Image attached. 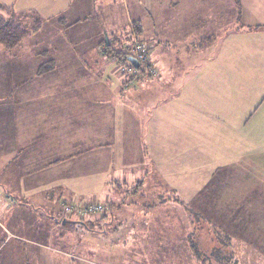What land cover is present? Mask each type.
I'll list each match as a JSON object with an SVG mask.
<instances>
[{"label": "crops", "instance_id": "crops-1", "mask_svg": "<svg viewBox=\"0 0 264 264\" xmlns=\"http://www.w3.org/2000/svg\"><path fill=\"white\" fill-rule=\"evenodd\" d=\"M118 3L124 8L121 10V16H117L116 12ZM81 5L88 12L89 19L107 25L105 29L103 27V32L101 29L96 31L93 38H89L85 44L82 43V39L87 41L85 34L81 35L80 39L74 37L72 42L66 35H59L70 27H78L80 19L76 17L75 12ZM18 6L21 7L20 12L17 11ZM7 12L16 16H32L33 18L29 19L31 23L35 19L39 22V27L34 32L39 33L44 29L48 34L55 31L59 35V42L51 49L47 45L36 51L35 64L25 61L24 49L20 53L24 56L21 58L16 56L19 54L18 50L14 54L13 50H0V186L4 190V194H0V205H5L4 202L10 200L12 195V205L15 207L26 196L34 198L37 195L36 190L39 189H42L40 195L46 200L43 203L44 209H39H42V212L45 210L44 214L48 215L57 207L55 201L58 198H71V195L84 197V194L92 193L86 197L99 201L96 194H99L100 183L109 175L106 168L110 166L116 169L110 180L115 182L114 185L122 183L121 178H124L125 172L134 167L130 157L134 147L137 148L134 153L136 152L138 162L140 154L146 157V153L140 150L141 144L148 145L149 159L157 167L156 156L166 160L172 156L169 151L172 146L183 150V146L192 145L183 136L188 134L185 121L193 119V115L184 112H155L142 122L140 107L135 106V103H139V98L134 100V96L122 93L112 103L105 94V86L108 83L113 86V81L102 73L103 64L109 61L104 63L101 57L114 54L115 50L113 52L112 48L119 43L118 30L128 26L131 37L135 40L133 43L151 39L154 45L155 42L160 44V47L153 46L152 49L151 58L157 68V74L148 77L150 79L161 73V78L166 83L178 80L181 87L186 80L187 71L199 66V75L202 77L200 82L205 84L204 87L209 93V90L213 89L211 81H215V76L224 69L227 75L225 98L221 100L218 97L213 101L198 99V105L204 108L200 114L209 118V125L217 129L209 130L213 137H216V154L210 155L209 150L202 148L201 144L209 145L208 137H203V143L199 140L198 147L193 149L195 155L196 152L207 153V157L202 160V163L206 162L203 166L214 165L215 162L219 164L218 168L211 172L213 178L202 181L200 190L192 197V202L184 201L185 208L182 207L181 214L167 204L158 209L143 211L138 207L134 208L135 203L125 202L130 193L145 187L148 181L144 175L135 185L129 186V191L125 189V185L116 186L115 189L112 186V199H105V210L100 213L99 220L93 215L87 221L89 223L95 219L92 223L99 227L97 230L92 226L84 229L95 232L104 239L108 235L114 237L121 229L128 228L131 242H124L126 239H123V242H107L110 248L113 243L115 249H119L116 250L117 253H123L109 256L108 260L100 262L201 264V257L188 253L172 255L168 248L165 256L157 257L151 253V247L157 246L158 242H146L149 241L147 228L155 231L157 225H166L169 230L179 233L181 242L177 243V247H189L188 233L185 236L184 234L188 231L187 217L194 214L195 219H192L197 227L200 224L201 228L206 230L211 228L220 231L230 240L229 248L233 249L235 254L239 255L240 251H235L234 248L247 247L246 250L253 251L255 263L264 264V251H260V242H235L228 230V226H231L234 231L247 234L252 223H259L261 226L264 221V198L253 200V204L261 203L263 208L253 205L251 210L243 212L238 207H228V204H233L237 194L231 199L232 194L223 191L224 182L219 175L220 166H229V163H226L233 158L236 148H231L230 144L231 138L233 144L235 140L233 129L231 133L230 128H235L236 116L235 84L231 86L229 82L231 72L236 69L234 37L248 41L244 62L245 68L252 72L251 84L264 83V0H0V14L6 16ZM145 29L147 35L144 39H138L137 35L142 34ZM216 30L225 35L227 45L214 49V57L205 63V45L211 44L212 38L215 37L213 32ZM104 32H107L110 46L108 53L103 50L106 34ZM121 48L123 49V46ZM220 57L224 61H221ZM48 63L51 64V69L40 73L39 68ZM114 71L116 68H113ZM103 72H106L104 68ZM251 103L255 107L250 114V127L254 128L261 120L264 121V95L260 99L253 98ZM161 124H165V128H160ZM247 131L248 134L253 133L252 129ZM143 133L147 135L145 143L141 142ZM210 156L216 160H210ZM78 180L86 181L74 189L73 185ZM216 182L217 187L214 190ZM121 194L126 195V198L120 204ZM256 194L258 196V193ZM198 195L200 201H196ZM187 205H190V208ZM223 205H227L228 209H224ZM108 211L111 212V222L106 221L105 214ZM92 217L94 218L91 219ZM48 219L51 223L50 231H55L65 224L60 223L56 214L49 215ZM261 238L264 245V228ZM46 240L57 242H52L53 246L44 242L45 249L70 256L67 252L59 250L58 245L64 243L61 242L62 238H56L52 232V236L49 235ZM74 246L76 247V243ZM83 249V264H101L93 258L98 255L96 251L101 255L105 254L103 244L100 249L94 246H84ZM72 251H76V248ZM240 256L242 258L235 264H251V255L238 257ZM2 263H5L4 259Z\"/></svg>", "mask_w": 264, "mask_h": 264}, {"label": "rangeland", "instance_id": "rangeland-1", "mask_svg": "<svg viewBox=\"0 0 264 264\" xmlns=\"http://www.w3.org/2000/svg\"><path fill=\"white\" fill-rule=\"evenodd\" d=\"M20 8L21 7L18 6V12H20ZM123 9L124 8L118 3V8L116 9L117 16H121V10ZM75 15L80 19L78 27H70V29H67L66 32L70 34L64 31L59 33L62 37L66 35L67 39H70V42L73 41L72 39L74 37L80 39L81 35L85 34L87 41L82 39V43L85 44V42H88L89 38H93L96 31L98 32V30L101 29V32H103V27L104 29L107 27L106 24L98 20L89 19L88 12L83 5L77 8ZM104 33H106L104 34L105 41L107 32ZM213 33H215V37L212 38L211 44L205 45V55H203L205 63L208 62L210 58L212 59L214 57L212 55L214 49L216 50L220 46L227 45L225 35L220 33V30H216V32ZM131 34L130 27L126 26L125 28H120L117 38L119 43L112 49L115 51L117 50V52L127 51L132 56V45L135 40L131 37ZM59 35L55 31L47 34L44 29L39 33L34 32L27 38L22 39L15 46L13 54L18 50L17 52L19 54L16 56L19 58L24 57L22 54V56L20 55L22 49H24L26 51L25 61L29 64H35V52L47 45L50 49L56 46L59 42ZM146 35L147 31L145 29L143 33L138 34L137 37L141 39ZM234 38H236L233 47L236 50L234 54L236 69L235 72H231L229 82L231 86L235 84L234 100L236 116L235 128H232V126L230 128L231 133L233 129L235 140L233 144V138H231L230 144L231 148H236H234L233 151V158L231 157L232 159L226 163H229V166L223 167V164L220 166L219 175L224 182V187H222L223 184L221 185L224 189L223 191L226 190V193L232 194L230 196L231 199H234V195L237 194L233 204H228V207L234 209L238 207L240 211L243 210L244 212V210H251L253 205L263 208V204H253V200L264 198V121L261 120L258 126L251 128L252 119L250 114H252L255 107L252 106L251 103L253 98L259 97L260 99L261 96L264 95V87H257V85L264 86V83H257V85L251 84L252 72L245 68L244 62V55L246 54L245 48L248 41H244V38H238L237 36ZM144 41L151 46V53L153 46H156V48L160 47L158 42H155L154 45V41L151 39H145ZM122 46L123 49L121 48ZM101 59L104 63L109 61V63L103 64L102 73L113 81V86H110V83L105 86V94L112 103H114L116 98L122 93L126 96H134V100L139 98V103H135V106L140 107L141 116L143 118L142 122H144V118L155 112H170L171 114L175 112H184L193 115L194 118L185 121V126L188 127V134L183 136L186 137L187 141H190L192 145L188 144L187 147L183 146V150L178 149L176 146H172V148L169 149V151L172 152V156L166 160H161L156 156L155 161L157 167L154 165V162L152 163L149 159V148L148 145L144 146V144H141L140 150L146 153V157H142L140 154L138 161L140 163L136 162V152L134 153V151H136L137 148L134 147L132 149L130 157L132 158L131 163L134 167L130 171L125 172L124 178H121L123 180L122 183L114 185L115 182L112 181V184L110 181L112 180L111 176L115 175L116 169L110 166L107 167L106 171L109 172V175L103 179V183H100L101 186L99 185V194H96V198L99 200L98 202L104 205L106 198L107 201L108 198L112 199L114 192L111 189L112 186H114L115 189L116 186L123 187V185H125V189L129 191V186L135 185L136 181L144 175L148 181L146 185H148H145L141 190H135L130 193L125 202L135 203L134 208L138 207L139 210L143 211L154 210V208L158 209L164 206V204H167L168 206L171 205L181 214L182 207L185 208L184 201H186V203H191L195 192L200 190L202 181L212 179L213 176L211 172L218 168L219 162H215L214 165L203 166L202 164H206V162L202 163V160L207 157V153L202 151L198 154L195 151L197 157L193 149L198 147L199 140L203 143L205 141L203 137H208L207 141L210 142V146L201 144L202 148L209 150L210 155L216 154V144H214L216 137H213L210 131H212L213 128L215 130L217 129L209 125V118L200 114L203 112L204 108L198 105V99L203 98L205 101H213L218 97H220L221 100L225 98L227 94L225 76L227 75L223 71L224 69H221L222 71L220 70L221 72L215 76V81H211L213 89L209 90L210 92L208 93L204 87L205 84L200 82L202 77L199 75L201 72L199 66L187 71L186 80L181 87H179L180 84L178 80H174L172 83H166L161 78V73L152 77V79L148 77L138 80L132 77L129 78L128 75H130V73L128 69L130 62H120L121 66H116L117 60L114 61L111 59L110 55L101 57ZM220 60L224 61L221 57ZM149 66L153 69V76L156 75L157 68L152 63L151 56L149 59ZM103 68L106 72H103ZM113 68H116V71L113 72ZM120 68H123L124 72H120ZM140 74H138L139 77L141 76ZM233 74L235 75L233 76ZM137 81L140 82L137 83ZM160 128H165V124H161ZM249 129H252L253 133L248 134L247 130ZM221 130L223 129L221 128ZM208 131L210 133H208ZM146 138L147 135L143 133L141 142L145 143L147 141ZM182 142L185 144L184 140ZM258 149L260 150L259 152L257 151ZM210 160H216V158L210 156ZM83 181L86 180H78V182L73 185L74 189H76L79 184L82 185L84 183ZM216 187L217 182L214 185V190ZM253 190L258 193V196ZM41 191L42 189L36 190L37 195L34 198L26 196L21 199L20 203L14 200L16 203H19L15 207L12 205L14 198L12 195H10L12 199L10 198V200L4 202L6 206L0 205V264H83V247L94 246L100 249L102 244L106 250L105 254L101 255L99 251H96L98 255L94 256L93 259L101 264H105L100 261L108 260L109 256H117L123 253V251L117 253L116 250L119 251V249H115L113 243L110 248L107 242H123V239H126L124 242H131L129 235L130 230L128 228L124 230L121 229L114 237L113 235H108L104 239L99 237L95 232L86 231L84 228H80V226L70 224L67 226L61 225L62 227L57 228L55 231H50L51 223L48 217L52 214L57 215V211L52 210L49 215L44 214L45 210L42 212V209L45 207L43 203L46 200L40 195ZM0 194H4V190L1 186ZM91 194L92 193H86L84 197L80 198L72 195L71 197L88 199ZM98 195L100 196L98 197ZM104 195H107V197ZM48 197L50 198V195ZM198 197L199 195L196 197V201L201 200ZM125 198L126 195L121 194L119 199L120 204ZM186 198L187 200H185ZM187 207L190 208V205H187ZM223 207L224 209H228L227 205H223ZM132 208L133 206L131 210ZM34 209L38 211L35 212L33 211ZM258 212L260 211H256V213ZM100 215L101 214H97V218L95 219L99 220ZM105 217L107 222H111L110 211L106 212ZM192 217L195 219L194 214ZM192 217H187L188 226H186L188 231L184 234L185 236L188 233L187 242H190L189 247H177V243L181 242L179 233L169 230L166 225H157L155 231H151L150 228H147L149 231V241L146 242H158L157 246L151 247V253L157 257H163L166 255L168 248L169 251H172L170 252L172 255H187L186 253H188L194 257H201V264H235L236 261L242 258V256L238 257L239 255L247 254L249 256L251 255V264H259L255 263L256 258L252 250H246L247 247L244 249L238 247V249H234L235 251L239 250L240 253L239 255L235 254L234 250L229 248L230 243L228 244V242H230V240H227L220 231L211 228L206 230L205 228H201L200 224L198 225L199 227H197ZM94 220L85 223L88 228L92 226L94 230H97L99 226L92 223ZM224 224L226 223L224 222ZM250 228L247 234H244V232L234 231V228L228 226V230L232 234L235 242H254L255 244H259L260 242V251H264V245L261 243V232L262 228H264V221L261 223V226L259 223H252ZM52 232L56 238L60 237L62 238L61 242H64L58 245L59 250L67 252L70 256H65L64 254L60 255L45 249L43 245L46 243L44 242H48V244L50 243L49 245L52 246L57 242L53 240L52 242L54 243H52L46 240L49 235L52 236ZM160 242H164V244L162 245ZM74 243H76V247ZM74 248H76V251H72ZM181 250H183L182 253L179 252ZM254 252L258 253L257 251ZM261 256L262 254L260 257ZM2 259H4L5 263H2ZM156 264L165 263L157 262ZM237 264L246 263L241 262Z\"/></svg>", "mask_w": 264, "mask_h": 264}, {"label": "trees", "instance_id": "trees-1", "mask_svg": "<svg viewBox=\"0 0 264 264\" xmlns=\"http://www.w3.org/2000/svg\"><path fill=\"white\" fill-rule=\"evenodd\" d=\"M30 18H33L32 16H28V17H24V16H16L14 14H9L7 12L6 16H3L0 14V50H4V51H12L15 49V46L23 39L26 38L28 36H30V33L33 31H36L37 28L39 27V22L35 19L32 23L29 21ZM35 18V17H34ZM36 21V22H35ZM31 23V25L29 24ZM30 25V27H29ZM142 42V41H141ZM138 43V42H137ZM134 44V43H133ZM103 50L105 53H108L110 49V46L107 44L106 42L103 45ZM114 52V50H113ZM112 54V53H111ZM132 56L129 54V52L127 51H120V52H114V54H112L111 57H113V60L116 61L117 60V65L120 64V62L124 63L127 62V57L131 56L134 59L135 55L132 52ZM110 55V54H109ZM150 56H151V51H150ZM138 68L135 69L133 65H129V69L128 72L130 73V75H128L129 78H134V79H140V78H144V77H151L153 75V69L151 67H149V65H146L145 63H141L138 62ZM50 67L51 64H46L43 65L39 68V72L43 73L48 69H51ZM140 71V73H139ZM138 74H140L141 76L139 77ZM128 79V78H127ZM142 183V181H140ZM139 183V185L141 184ZM73 198V197H71ZM71 198H61V199H57L56 202V206L54 207L53 210L57 211V215L56 218L60 219V223H65L64 225H75V226H80V228H85L87 227L86 223L88 220H84V221H80V220H66V219H61V200H65V202H69L71 200ZM80 198V197H79ZM78 198V199H79ZM80 200H85V199H80ZM105 210V209H104ZM103 210V211H104ZM102 213V212H101ZM59 215V216H58ZM97 215V214H96ZM72 222V223H69Z\"/></svg>", "mask_w": 264, "mask_h": 264}, {"label": "built area", "instance_id": "built-area-1", "mask_svg": "<svg viewBox=\"0 0 264 264\" xmlns=\"http://www.w3.org/2000/svg\"><path fill=\"white\" fill-rule=\"evenodd\" d=\"M132 46V52L136 60L149 65L151 46L145 41L134 43ZM118 66L121 65L118 64ZM119 71L124 72V69L120 68ZM69 200L71 201L65 202V200H61V219L84 221L93 215L100 214L105 209L104 205L94 199L80 200L73 197Z\"/></svg>", "mask_w": 264, "mask_h": 264}, {"label": "water", "instance_id": "water-1", "mask_svg": "<svg viewBox=\"0 0 264 264\" xmlns=\"http://www.w3.org/2000/svg\"><path fill=\"white\" fill-rule=\"evenodd\" d=\"M105 42L108 45V39H107V37H105ZM126 59H127L128 62H130L131 65L134 66L135 69L138 68V63H137V60L136 59H134L131 56L127 57Z\"/></svg>", "mask_w": 264, "mask_h": 264}]
</instances>
